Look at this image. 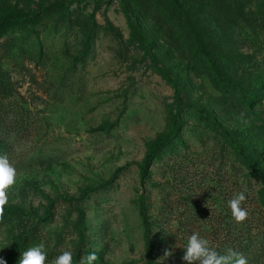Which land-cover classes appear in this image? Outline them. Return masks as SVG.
Instances as JSON below:
<instances>
[{"label":"rangeland","instance_id":"1","mask_svg":"<svg viewBox=\"0 0 264 264\" xmlns=\"http://www.w3.org/2000/svg\"><path fill=\"white\" fill-rule=\"evenodd\" d=\"M153 63L180 121L143 168L175 112ZM0 156L7 264L41 243L45 264H189L193 233L264 264V179L242 164L264 172V0H0Z\"/></svg>","mask_w":264,"mask_h":264},{"label":"clouds","instance_id":"2","mask_svg":"<svg viewBox=\"0 0 264 264\" xmlns=\"http://www.w3.org/2000/svg\"><path fill=\"white\" fill-rule=\"evenodd\" d=\"M16 179V169L10 166L6 156H0V218H3L4 206L8 203V195L5 190L16 183ZM245 199V193L241 191L228 201V207L238 222L245 220L247 216V210L241 207ZM184 250L182 259L189 264L195 261H199L200 264H246V259L242 254L231 249L226 254H221L210 245L208 239L201 237L199 233H193L188 237ZM170 254V252H166L165 256ZM46 258L45 245L41 243L24 251L19 264H45ZM95 260L96 255L92 253L86 258L85 264H93ZM0 264H7V261L0 257ZM55 264H72V254L63 252L56 258Z\"/></svg>","mask_w":264,"mask_h":264},{"label":"trees","instance_id":"3","mask_svg":"<svg viewBox=\"0 0 264 264\" xmlns=\"http://www.w3.org/2000/svg\"><path fill=\"white\" fill-rule=\"evenodd\" d=\"M94 21V10L90 13L89 15V22H93ZM130 24L133 26L132 21L130 22ZM138 41V44L141 48V50L144 52V54L150 59L153 60V56H152V52L149 46H147V44L142 41L140 38H136ZM197 45L200 46L199 41L197 42ZM154 65V68L156 70V72L163 78L165 79L169 84H171V86L173 87L174 90V100H175V112L173 115V128L172 130L164 137H159L157 139H155L148 148L147 154L143 160V168L146 166V164L148 162H150V160L152 159L156 149L158 148V146L164 142L167 138H169L171 135H173L175 133V131L177 130V128L179 127V121H180V107H181V103H180V88H179V84L177 82L176 79H173L169 76V74L167 73V71L158 66V65ZM218 77H220L217 74ZM221 83L223 84V87L225 88V90H230L231 88H235L237 90H240V87L238 85H231L229 81H226L225 79H221L219 78ZM245 100L248 101V103H251V100H249L248 96H244ZM244 135V131L240 132L236 137L232 138V143H233V148L234 150L241 156L242 155V149H243V145L240 142V137ZM242 164L246 167L247 170H250L253 174V177H258L261 179H264V172L260 169H258V167H256L249 159H247L246 157L242 158ZM143 168H141L143 170ZM117 171H120V169H118ZM96 189L92 190L95 191ZM18 254V250H15L13 252V256H17ZM13 264L12 260L11 263Z\"/></svg>","mask_w":264,"mask_h":264}]
</instances>
